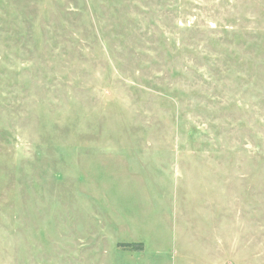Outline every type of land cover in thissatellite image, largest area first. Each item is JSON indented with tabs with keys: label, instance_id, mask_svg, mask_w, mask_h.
Instances as JSON below:
<instances>
[{
	"label": "rangeland",
	"instance_id": "374dc122",
	"mask_svg": "<svg viewBox=\"0 0 264 264\" xmlns=\"http://www.w3.org/2000/svg\"><path fill=\"white\" fill-rule=\"evenodd\" d=\"M0 264H264V0H0Z\"/></svg>",
	"mask_w": 264,
	"mask_h": 264
},
{
	"label": "trees",
	"instance_id": "16d2710c",
	"mask_svg": "<svg viewBox=\"0 0 264 264\" xmlns=\"http://www.w3.org/2000/svg\"><path fill=\"white\" fill-rule=\"evenodd\" d=\"M135 250H141V249H135Z\"/></svg>",
	"mask_w": 264,
	"mask_h": 264
}]
</instances>
